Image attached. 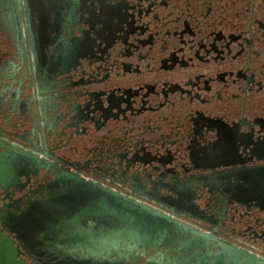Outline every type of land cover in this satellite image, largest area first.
<instances>
[{
    "label": "flooded vegetation",
    "instance_id": "af4514ba",
    "mask_svg": "<svg viewBox=\"0 0 264 264\" xmlns=\"http://www.w3.org/2000/svg\"><path fill=\"white\" fill-rule=\"evenodd\" d=\"M0 11L15 21L19 39L13 46L31 62L38 80L49 78L54 62L66 61L67 72L77 68L80 58H89L98 62L97 70L77 68L66 74L71 86L140 94L146 98L144 109L186 121L206 142L196 141L191 162L176 173L174 184L153 187L144 182L151 173L131 179L66 154V172L60 175L87 185L47 178L16 201L9 226L27 249L3 231L0 239L8 247L0 252V264H233L213 251L179 250L186 244L183 236H160L152 251L135 247L134 236H144L153 226L132 218L141 209L134 202L215 232L264 260L263 241L209 226L186 211L199 181L220 196L239 185L231 182L227 166L264 161V136L258 133L264 131V0H0ZM3 32L0 27L5 39ZM107 117L119 119L114 113ZM103 125L98 122L97 128ZM205 127L219 131L208 135ZM113 130L105 145L119 146L130 129ZM78 140L70 143L81 147ZM146 140L151 139H144L142 148ZM241 146L252 150L236 159L227 156ZM145 153L144 161L153 159ZM165 188L174 197L162 194Z\"/></svg>",
    "mask_w": 264,
    "mask_h": 264
},
{
    "label": "water",
    "instance_id": "95a60500",
    "mask_svg": "<svg viewBox=\"0 0 264 264\" xmlns=\"http://www.w3.org/2000/svg\"><path fill=\"white\" fill-rule=\"evenodd\" d=\"M79 61L77 68L97 70V61L86 57ZM49 69V78L38 80L37 73H32L31 62L0 35V237L7 231L15 235L20 245L23 242L9 226L16 201L47 178L63 185H87L80 178L66 180V173L60 175V170L66 172V154L74 155L76 161H91L108 172L129 175L131 179L151 173V180L144 182L153 187L156 183L174 184L176 173L191 162L196 141L206 143L186 121L165 119L160 110L144 109L146 98L140 94L125 88L99 91L92 90L90 85L71 86L66 74L76 69L66 72V61L54 62ZM78 87L83 89L78 91ZM109 113L119 115V119L108 118ZM98 122L104 125L97 128ZM104 126L113 128L107 132L102 129ZM115 126L130 130L124 132L119 146L105 145L115 133ZM218 131L205 127L208 135L216 136ZM258 133L264 136L263 130ZM156 137L161 140H154ZM148 138L151 140H146L147 148H142L141 142ZM71 139H79L81 147H75ZM246 150L250 152L252 146L231 149L227 156L236 159L237 154H246ZM145 152L154 155L153 159L144 161ZM227 167L231 169V182L239 185L218 196L199 181V192L188 199L186 211L209 226L242 237L254 236L264 242V161L233 162ZM171 192L161 190L162 194L174 197ZM134 204L141 209H136L132 218L153 226L144 236H134L135 247L140 244L152 251L160 236L163 239L183 236L186 244L179 250L213 251L228 256L233 264H264V260L221 239L215 232H203L163 210ZM7 247L0 239V252Z\"/></svg>",
    "mask_w": 264,
    "mask_h": 264
},
{
    "label": "crops",
    "instance_id": "0c3cea01",
    "mask_svg": "<svg viewBox=\"0 0 264 264\" xmlns=\"http://www.w3.org/2000/svg\"><path fill=\"white\" fill-rule=\"evenodd\" d=\"M40 17L39 14L36 13V19ZM43 17V16H42ZM15 21L8 16L5 11H0V27L4 30L3 34L5 39L12 45H16L17 40L19 39V34L15 30ZM177 214H180L179 211H176ZM92 250L97 249V242L95 239H92Z\"/></svg>",
    "mask_w": 264,
    "mask_h": 264
}]
</instances>
